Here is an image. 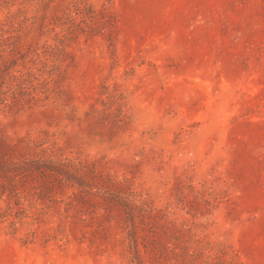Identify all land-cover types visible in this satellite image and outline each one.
<instances>
[{"label": "rangeland", "instance_id": "rangeland-1", "mask_svg": "<svg viewBox=\"0 0 264 264\" xmlns=\"http://www.w3.org/2000/svg\"><path fill=\"white\" fill-rule=\"evenodd\" d=\"M0 264H264V0H0Z\"/></svg>", "mask_w": 264, "mask_h": 264}]
</instances>
